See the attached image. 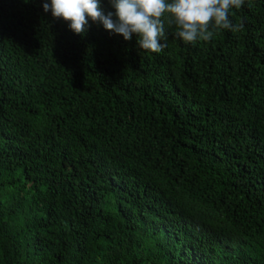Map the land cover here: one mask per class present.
I'll return each mask as SVG.
<instances>
[{"label":"trees","instance_id":"trees-1","mask_svg":"<svg viewBox=\"0 0 264 264\" xmlns=\"http://www.w3.org/2000/svg\"><path fill=\"white\" fill-rule=\"evenodd\" d=\"M45 2L0 0V264H264V0L161 53Z\"/></svg>","mask_w":264,"mask_h":264},{"label":"clouds","instance_id":"clouds-1","mask_svg":"<svg viewBox=\"0 0 264 264\" xmlns=\"http://www.w3.org/2000/svg\"><path fill=\"white\" fill-rule=\"evenodd\" d=\"M27 3L28 0H25ZM245 0H110L115 13L105 14L101 0H51L45 12L63 19L75 34L85 33L89 18L125 40L137 37L144 52L161 53L167 48L165 23L175 28V35L185 44L210 42L221 30L238 32L242 23L233 24V9ZM113 15L117 19H113ZM165 41L161 43V41Z\"/></svg>","mask_w":264,"mask_h":264}]
</instances>
